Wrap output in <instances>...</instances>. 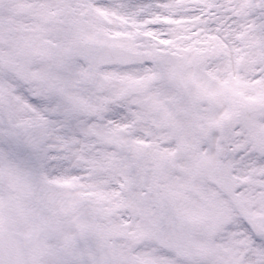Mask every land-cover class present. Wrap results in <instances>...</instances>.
<instances>
[{"label": "snow or ice", "instance_id": "obj_1", "mask_svg": "<svg viewBox=\"0 0 264 264\" xmlns=\"http://www.w3.org/2000/svg\"><path fill=\"white\" fill-rule=\"evenodd\" d=\"M0 264H264V0H0Z\"/></svg>", "mask_w": 264, "mask_h": 264}]
</instances>
